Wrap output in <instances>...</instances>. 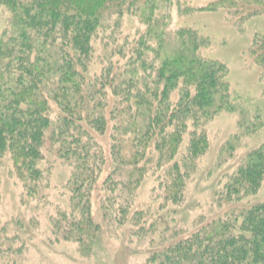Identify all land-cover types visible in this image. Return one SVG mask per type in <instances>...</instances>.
<instances>
[{
  "label": "trees",
  "instance_id": "16d2710c",
  "mask_svg": "<svg viewBox=\"0 0 264 264\" xmlns=\"http://www.w3.org/2000/svg\"><path fill=\"white\" fill-rule=\"evenodd\" d=\"M173 1L0 0V162L7 157L24 193L40 199L42 167L52 158L69 166L68 201L51 220L58 239L87 248L95 238L90 196L106 157L102 217L146 233L143 211H131L141 181L150 176L158 198L181 202L208 147L205 123L233 107L225 65L199 56L193 30L170 29ZM197 10L242 23L264 17V0H207ZM250 55L264 89V34ZM263 177L264 143L228 175L221 198L254 194ZM145 262L264 264V202L224 212Z\"/></svg>",
  "mask_w": 264,
  "mask_h": 264
},
{
  "label": "rangeland",
  "instance_id": "374dc122",
  "mask_svg": "<svg viewBox=\"0 0 264 264\" xmlns=\"http://www.w3.org/2000/svg\"><path fill=\"white\" fill-rule=\"evenodd\" d=\"M206 1L174 0L170 29L193 30L199 38V56L225 65L233 107L205 123L208 147L184 181L181 202L172 204L158 198L161 191L147 176L135 190L131 211H143L144 231H148H137L127 220L106 222L100 208L106 192L101 181L111 164L106 157L90 196L91 216L99 229L87 248H82L72 240L58 239L51 225L57 210L64 209L68 201L65 185L71 175L69 166L52 158L42 167L48 187L40 199L24 193L5 157L0 162V264H145L153 252L185 238L224 212L264 202V177L254 194L230 202L221 198L228 175L246 154L264 143V126L257 125L264 121L262 69L250 55L253 40L264 34V17L235 23L224 11L197 10ZM5 18L6 12L0 8V33ZM133 27V20L125 17L122 28L132 33Z\"/></svg>",
  "mask_w": 264,
  "mask_h": 264
}]
</instances>
